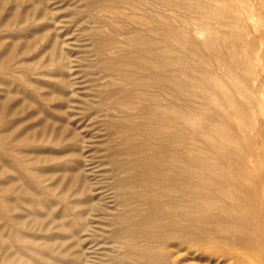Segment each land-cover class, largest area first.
Segmentation results:
<instances>
[{
    "label": "rangeland",
    "instance_id": "1",
    "mask_svg": "<svg viewBox=\"0 0 264 264\" xmlns=\"http://www.w3.org/2000/svg\"><path fill=\"white\" fill-rule=\"evenodd\" d=\"M179 1L0 0V264H145V248H164L182 264H234L221 255L218 231L208 236L205 253H177L173 243L149 238L156 230L118 233L149 213L132 196L147 191L146 183L133 180L142 175L133 161L148 162L159 152L167 160L168 153L180 151L224 166L238 179L244 178L236 165L243 157L253 159L250 190L240 195L252 203L244 214L258 247L236 251L247 264H264V143L256 129L264 115L255 112L257 101L264 110V80L260 92L254 89L255 77L264 73V0H204L200 10ZM216 4L217 14L211 10ZM237 11L242 19L236 23ZM160 18L175 33L162 45L177 51L167 71L193 94L187 99L146 83L147 73L157 70L127 41L135 34L158 39L147 29ZM201 24L219 27L217 39L226 37L217 44V56L202 45L205 35L195 33ZM135 64H145V71ZM246 64L253 66L249 76ZM207 75L216 77L226 97ZM246 101L247 109L237 111ZM164 107L176 110L173 126L159 124L157 112ZM168 134H181L182 150L161 145ZM203 172H193L189 182ZM206 193L217 201L212 190ZM215 239L217 253L208 252Z\"/></svg>",
    "mask_w": 264,
    "mask_h": 264
},
{
    "label": "bare ground",
    "instance_id": "2",
    "mask_svg": "<svg viewBox=\"0 0 264 264\" xmlns=\"http://www.w3.org/2000/svg\"><path fill=\"white\" fill-rule=\"evenodd\" d=\"M158 1L164 4H172L171 2L174 0H156L157 3ZM183 1L184 3L186 2V4H188L187 7L189 9H191L192 7H196L200 10L203 9L206 5L204 0H195L194 3H191L194 0H180L179 2L183 3ZM211 10L215 14H217V4L214 5ZM219 13L220 12H218V14ZM233 14L236 23L237 21L239 22L240 19H242L241 12L237 11L234 12ZM222 15L224 14L222 13ZM160 19H161L160 24L157 23V25L155 24L151 28L149 27L150 29H147L151 33H153V35H158L157 37L158 39L155 40H159V41H155V40L152 41L151 39L144 36H140V35L136 36V34L134 37L130 36V38H128L129 36L127 35L128 36L127 41L129 44L133 46V48L138 54L140 53L144 54L146 57L151 59L150 62H152L151 64L152 68H156L157 70V72L151 75L147 73V79H145L146 83L148 82L150 84L154 83L155 85H158L159 87L165 89L169 87L172 92L173 91L175 92L176 95L181 97H186L187 99L189 98V96H192L193 94L191 92H185L184 91L185 89L182 88L181 86L183 84L179 81V79L175 77L173 74L171 75V73L167 71L169 60L171 59L172 55L175 53L176 49H174L172 46L169 45H167L166 47H163L162 45L164 43H169L171 37L174 36L175 33L174 31H172L173 29H171V25L167 20V18H160ZM200 26H201L200 28H198L197 26V28L194 30L195 33L200 36L201 35L203 36V34L205 35L202 38L203 39L202 45L204 46V48L211 50L217 56L218 54L217 44L218 43L225 44L227 41L226 37L223 35L222 37L217 39L216 29L219 27L214 29L208 27V25L204 26V24H201ZM179 36H181V38L182 37L185 38L184 41L185 44L188 45L190 48H192L193 43L188 40L187 36L184 33H179ZM112 39L113 38H111V40ZM97 45H100V43ZM236 49L237 47L236 45H234L232 51L236 53L237 52ZM244 59L247 62L248 61L250 62L249 58H244ZM138 62L140 63V60ZM238 62H241V60H236L235 64H237ZM251 65L252 64H246L245 69H246V74L248 76L251 73V71H253L252 70L253 66ZM143 66L145 67V64L144 65L135 64V68L138 72L145 71L144 69L146 67L143 68ZM206 79H208V81L213 84L214 89H217V85L219 86V84H217L216 77L207 75ZM262 80H264V73L260 71L257 77H255L254 79V82H257L256 83L257 87L254 86L255 87L254 89L257 92H260V90L262 89V84H260L262 83ZM197 85L198 88H201L202 86L201 83H198ZM192 87L195 86L192 85ZM225 90H226L225 88L219 86V93H221V95L222 94L223 96L226 95ZM246 91H242L241 93H244ZM207 94H208L207 96L211 97L212 100L215 99V94L213 92L207 90ZM229 99L231 98L229 97ZM229 99H227L229 106L235 109L236 104ZM255 103L258 105L255 112H258L259 115H264V110H262L261 107L262 102L257 101ZM246 104H248L247 101L245 102V104H240L239 108L237 107L236 110L237 111L246 110L247 109ZM249 106L252 107L254 106V104H250ZM6 107L9 108L8 105ZM196 110L198 112H201V107H196ZM175 112L176 110L173 109L172 107H167V108L164 107L162 111L157 112V114L159 115L158 116L159 124L166 127L173 126L174 123L171 120V115H174L173 113ZM254 120H257V118L255 117ZM184 123L185 125H188L190 124V121L186 119ZM256 127L255 128L261 134V138H259V141L261 143H264V120H262V122L257 124ZM249 132L251 133V129H249ZM0 137H2V135H0ZM161 142H162L161 145H163L164 147L175 146L182 150L183 140L181 134L180 135L168 134L162 136ZM138 150L139 149H137V151ZM132 151L135 152L134 148L132 149ZM249 163H253V159L243 157V159H241V162H239L236 165V169L239 171V174L242 175L244 178V179H238L236 176H233V174L229 172L224 166L222 167L217 166V164L213 165L210 163L208 159L205 158H200V157L187 158V155L185 156V152H181V151L180 154L168 153L167 160H165L163 154L159 152L153 158H150L148 162L146 160H142V161L138 160L136 162L133 161L132 165L134 166L132 168L142 172L140 178L137 175H135L133 180L137 182L142 181L146 183L147 191H144L142 193H134V195L132 196H134L137 200H140L142 204L145 205L146 210L148 209L147 211L149 213L148 216L143 220H141L139 223L132 222L128 229H124V231H120L119 229L118 233L127 232L130 235L133 234L136 235L137 231L147 230V229L150 231L156 230L157 233L149 236V238L160 241L162 244L173 243L175 252L177 253L180 250L183 249L189 250L191 248H194L195 250H202V252L205 253L207 251L206 241H208L209 239L208 236L211 235L212 233H217L218 231V235H219L218 240H220V244L223 243L220 245V247L222 248L221 255L224 258L231 260L234 264H247L248 263L247 260L244 257L237 254L236 250L237 248H245L248 250H253L256 247H258L254 242L253 234H255V229L253 227L251 228V223H249L250 217L249 215L244 214V212H248V209L251 207L252 203H248L245 197L242 194L240 195L242 191L248 192L250 190L249 184L246 181L247 179H249V177L252 174L250 168L248 167ZM189 164L195 166L194 171L192 170ZM157 169L159 170L158 174L155 173ZM198 169H203L204 172L196 177L197 181H195L194 183L189 182L188 180L189 177L193 176ZM207 173H209V175H207ZM212 174L217 175L216 176L217 179L213 178ZM120 188L122 189V187ZM43 190L44 188L42 189V191ZM149 190H151V192H148ZM206 190H212L214 193H216L217 201L213 199H209L207 197ZM0 198L2 197L0 196ZM260 203L262 206H264V191H262ZM210 208H214L217 211V214L208 213L209 212L208 210ZM230 235L231 237L228 238ZM261 236L262 234L260 235V237ZM17 239L22 240V237L19 236ZM212 245L215 246H212L213 248H210L208 252L217 251V239H215V241L212 242ZM143 250L144 251L142 252V256L143 259L146 261L145 264H182L181 260H179L178 257H175L173 255L174 253L166 251L164 250V248H145ZM195 256L196 253L194 257Z\"/></svg>",
    "mask_w": 264,
    "mask_h": 264
}]
</instances>
